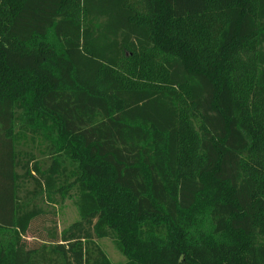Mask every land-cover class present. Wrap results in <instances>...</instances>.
Masks as SVG:
<instances>
[{"label": "trees", "instance_id": "obj_1", "mask_svg": "<svg viewBox=\"0 0 264 264\" xmlns=\"http://www.w3.org/2000/svg\"><path fill=\"white\" fill-rule=\"evenodd\" d=\"M103 239L264 264V0H0V264H113Z\"/></svg>", "mask_w": 264, "mask_h": 264}, {"label": "rangeland", "instance_id": "obj_2", "mask_svg": "<svg viewBox=\"0 0 264 264\" xmlns=\"http://www.w3.org/2000/svg\"><path fill=\"white\" fill-rule=\"evenodd\" d=\"M43 160L47 161L44 157ZM57 226L58 230L62 231L74 223L79 217L77 209L73 203V200H67L62 205L57 206ZM37 234L38 230L33 229ZM33 235V233H31ZM31 238V237H30ZM99 245L106 252L113 264H121L126 261V258L116 249L112 239H103L98 241Z\"/></svg>", "mask_w": 264, "mask_h": 264}]
</instances>
